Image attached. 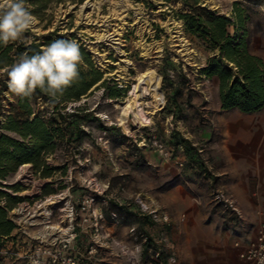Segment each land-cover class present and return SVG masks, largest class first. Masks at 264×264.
I'll return each instance as SVG.
<instances>
[{
	"label": "rangeland",
	"instance_id": "rangeland-1",
	"mask_svg": "<svg viewBox=\"0 0 264 264\" xmlns=\"http://www.w3.org/2000/svg\"><path fill=\"white\" fill-rule=\"evenodd\" d=\"M200 1L227 17L238 4L248 16L249 50L264 60V0ZM183 6L184 0H25L34 22L9 43L36 40L43 50L53 40L74 39L103 79L79 101L61 106L65 121L53 103L29 100L32 118L56 121L59 136L54 152L44 156L42 171L48 177L27 163L0 179V207L15 227L10 236L0 237V264H52L50 256L56 252L55 264L70 256L78 264H158L155 253L166 263L175 258L172 264H238L234 243L253 240L259 225L264 166L250 165L248 157L234 165L230 157L237 158L235 147H248L241 127L257 119L254 113L231 109L214 123L204 114L186 112L178 102L180 97H220L219 81L202 73L217 52L185 33L178 16ZM103 24L108 31L98 38ZM147 70L161 76L165 104L160 110L147 109L153 120L148 127L127 131L118 117L120 108L138 75ZM8 80V72L0 69V136L23 142L6 129L10 117L27 119ZM79 108L91 115L79 111L72 117ZM78 124L84 131L80 135L72 126ZM206 131L211 135L206 137ZM157 141L166 145L169 157L159 152ZM216 190L231 197L241 214L216 204ZM52 195L64 199L51 206L47 218L41 205ZM137 197L167 214L168 223L142 214ZM92 198L93 208L104 217L97 228L80 220L83 203ZM71 208L75 230L69 232ZM46 226H58L75 238L67 248L56 245L55 239H66L67 233L49 234Z\"/></svg>",
	"mask_w": 264,
	"mask_h": 264
},
{
	"label": "trees",
	"instance_id": "trees-1",
	"mask_svg": "<svg viewBox=\"0 0 264 264\" xmlns=\"http://www.w3.org/2000/svg\"><path fill=\"white\" fill-rule=\"evenodd\" d=\"M178 16L184 22L188 36L200 40L208 49L217 52L208 59L202 73L207 79L219 81L222 110L238 109L243 113H254L264 108V60L249 50L248 32L245 29L248 16L238 9V4L235 5L233 16L227 17L203 6L200 0H184L183 10ZM41 51L36 40L19 43L18 46L14 42L7 45L0 43V69L8 72L22 54L32 55ZM80 51L89 71L86 72L81 64L79 77L63 94H58L53 100L36 89L31 97L18 98L20 109L27 119L10 117L6 129L19 135L23 142L8 135L0 136V179H5L9 172H15L27 163L43 172L45 177L49 176V173L42 171L45 168L44 156L54 152L59 129L53 127L52 122H56L54 120L46 122L40 116L32 118L34 109L29 100L34 99L36 103L42 99L46 104L53 103L54 112L65 121L61 106L79 101L103 79V74L94 68L89 54L84 49ZM111 98H114L113 94ZM79 111L86 112L87 109H76L72 117ZM86 114L89 117L91 112ZM72 126L77 135L84 132L81 125ZM5 212L0 207V237L10 236L15 229L11 222L6 221ZM164 264L167 263L164 261Z\"/></svg>",
	"mask_w": 264,
	"mask_h": 264
},
{
	"label": "clouds",
	"instance_id": "clouds-1",
	"mask_svg": "<svg viewBox=\"0 0 264 264\" xmlns=\"http://www.w3.org/2000/svg\"><path fill=\"white\" fill-rule=\"evenodd\" d=\"M25 0L0 3V43L16 41L34 22ZM83 62L80 46L74 39H56L41 52L22 54L8 71V87L15 95L31 97L36 89L55 100L58 94L79 77Z\"/></svg>",
	"mask_w": 264,
	"mask_h": 264
},
{
	"label": "built area",
	"instance_id": "built-area-1",
	"mask_svg": "<svg viewBox=\"0 0 264 264\" xmlns=\"http://www.w3.org/2000/svg\"><path fill=\"white\" fill-rule=\"evenodd\" d=\"M155 146L158 148L159 152L165 156L169 157L170 153L167 150L166 145L163 142H155ZM180 167H183L184 164L182 161H177ZM214 195V200L216 204H218L220 207H222L226 211L233 212L237 215H240V211L235 203V201L229 197L223 190H216ZM95 202V199H87L86 202L83 203L81 209H80V220L82 224H91L94 228H97L99 226V221H102L104 219L103 214L99 212L97 209L93 208V203ZM135 203L137 204L139 210L142 212V214L147 215L152 221L154 222H162V223H168L169 216L167 214H164L162 212H159L157 208H154L152 205H150L147 201H145L141 197H137L135 200ZM74 214L75 211L73 208L69 210V226L67 229L69 232L75 230V225L73 224L74 220ZM114 218H117L116 215H114ZM68 237L66 239H60L57 237L54 241V244H63L64 248H67L68 245L71 243V241L75 238V234L67 233ZM235 248L238 251V258L241 262V264H264V221L261 222L257 236L255 239L249 241L246 246H242L239 242L235 243ZM60 254L57 252L50 257L51 263L55 264L58 261V257ZM158 264H164V261L159 259V254L155 253ZM175 258H171L168 262L169 264L175 263ZM62 264H78V261L75 257H63L60 261ZM167 263V264H168ZM50 264V263H49Z\"/></svg>",
	"mask_w": 264,
	"mask_h": 264
},
{
	"label": "bare ground",
	"instance_id": "bare-ground-1",
	"mask_svg": "<svg viewBox=\"0 0 264 264\" xmlns=\"http://www.w3.org/2000/svg\"><path fill=\"white\" fill-rule=\"evenodd\" d=\"M89 3L90 2L87 1L86 5ZM84 7L85 6H82V9ZM100 27L99 34H97L98 38L105 36V32L108 31V25L103 24L100 25ZM142 45L144 50L148 51L147 46L144 44ZM160 86L161 76L157 74L155 70H147L138 75L136 82L129 90L128 97L126 96L124 99L125 102H123V105L120 108V116H118L120 117L119 120L121 121V125H123L127 131H138L153 123L152 117L147 109L160 110L163 108V105L165 104V97L161 91L162 87L160 88ZM63 199L64 197L62 195H52V197L48 198L41 205V208L44 210L47 218L51 214V206L59 202L61 203ZM69 216L70 215L68 213V217ZM46 228V230H51L49 234H54V230H57V234L59 235L68 233L67 230L60 229L58 226H46Z\"/></svg>",
	"mask_w": 264,
	"mask_h": 264
},
{
	"label": "crops",
	"instance_id": "crops-1",
	"mask_svg": "<svg viewBox=\"0 0 264 264\" xmlns=\"http://www.w3.org/2000/svg\"><path fill=\"white\" fill-rule=\"evenodd\" d=\"M177 100L178 102L184 104L183 106L186 107V112H190V114H194V113L204 114V116L212 118L214 120V123L215 121L219 122L220 118L222 117L223 110H222V105H221V99L218 96L216 97H180V98H177ZM235 112L245 114L239 110H236ZM253 115L254 117L252 118L257 119V123L252 124L250 126L247 125V126L241 127L242 133L247 134V136L244 138L247 140L248 147L247 148H238V147L234 148L236 152L234 156L237 158L235 159L234 157H230V162L234 160L233 162L234 165H238L240 163L239 160H244L243 157L244 158L248 157L247 160H250L248 161L250 165L264 166V108L261 109L259 112H256V113L254 112ZM205 133H206L205 135L206 137L211 135L209 133L207 134V131ZM250 143L252 144L251 147H249ZM261 146L262 148H260ZM213 154L215 155V152ZM257 214L259 215V225L255 231L253 239H255L257 236V232H258L261 222L264 221V203L259 205L257 209ZM144 229L149 231L150 233L153 231L150 225L144 226ZM237 242H239L242 246H246V244L248 243L244 241H237ZM233 247H234V251L236 254V258H237V263L241 264L238 258V251L235 248V245H233ZM85 251H87V249H85ZM87 258L91 259L92 257H87Z\"/></svg>",
	"mask_w": 264,
	"mask_h": 264
}]
</instances>
